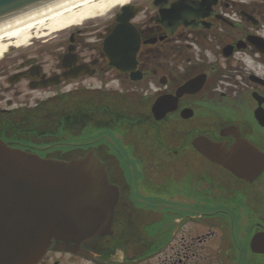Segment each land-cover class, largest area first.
I'll return each instance as SVG.
<instances>
[{
  "label": "flooded vegetation",
  "instance_id": "af4514ba",
  "mask_svg": "<svg viewBox=\"0 0 264 264\" xmlns=\"http://www.w3.org/2000/svg\"><path fill=\"white\" fill-rule=\"evenodd\" d=\"M133 4L139 42L119 52L121 68L110 44L103 48L114 16L83 32L87 45L77 29L71 42L45 47L49 58L16 51L0 59V136L47 155L98 146L121 178L111 177L120 190L114 225L135 233L122 235L120 255L101 239L86 246L94 260L49 250L39 264H150L159 249L158 264H264V0H168L146 6L147 19ZM65 63L76 72L40 83ZM160 95L174 104L163 115L152 109ZM209 147L252 149L258 172L238 177Z\"/></svg>",
  "mask_w": 264,
  "mask_h": 264
},
{
  "label": "water",
  "instance_id": "95a60500",
  "mask_svg": "<svg viewBox=\"0 0 264 264\" xmlns=\"http://www.w3.org/2000/svg\"><path fill=\"white\" fill-rule=\"evenodd\" d=\"M48 0H0V18ZM116 191L90 150L45 159L0 140V264H33L52 236L81 242L105 232Z\"/></svg>",
  "mask_w": 264,
  "mask_h": 264
},
{
  "label": "bare ground",
  "instance_id": "6f19581e",
  "mask_svg": "<svg viewBox=\"0 0 264 264\" xmlns=\"http://www.w3.org/2000/svg\"><path fill=\"white\" fill-rule=\"evenodd\" d=\"M124 1L126 0H51L10 17L0 18V54L12 40L19 44L32 35L49 36L58 28L79 24L83 19L99 15L113 4ZM156 5L163 8L161 1Z\"/></svg>",
  "mask_w": 264,
  "mask_h": 264
},
{
  "label": "rangeland",
  "instance_id": "374dc122",
  "mask_svg": "<svg viewBox=\"0 0 264 264\" xmlns=\"http://www.w3.org/2000/svg\"><path fill=\"white\" fill-rule=\"evenodd\" d=\"M133 2V1H132ZM135 2V1H134ZM148 2V0H136V3L139 5V7L141 8V10L139 11V15H138V18H144V19H147L146 18V16H144V13L142 12L143 11V9H146L145 7H146V3ZM117 3H119V2H117ZM143 6V7H142ZM111 10H112V8L110 9V10H106L105 12H103L100 16H98V17H96V18H91V19H85V20H88V21H85V20H83V21H85V22H87V25L89 26V27H92V26H90V24H92L94 27L95 26H98L99 24H101V23H103L106 19H107V17H108V15L110 14V12H111ZM110 11V12H109ZM106 13H107V15H106ZM65 30H61V31H59L58 32V34H57V36H65L66 34H67V31H68V29L69 28H64ZM60 30V29H59ZM92 30V28H89V31H91ZM55 32H57V31H55ZM54 32V33H55ZM53 33V34H54ZM54 38H56V36L54 35V36H52L51 37V40L52 39H54ZM12 40V39H11ZM10 40V41H11ZM13 41L14 40H12V42H11V44L13 45V46H11L10 44H9V46L5 49V51H3L2 53H5L6 51H8V50H10L11 48H13V49H20V50H24V49H26L25 51H23L21 54H24V53H34L35 52V54H42L43 55V57H42V59H44V58H49L50 56H49V54H50V51L49 50H46V46L44 47L45 49H43L42 50V53H40V52H37V51H39V49H40V46L37 44V42H39V43H43L41 40H39V39H36V38H32V36L30 37V38H28L26 41H24L23 43H16V44H14L13 43ZM50 41V40H49ZM34 42V43H33ZM55 42L56 41H54L53 42V44H55ZM18 51V50H17ZM38 56H40V55H38ZM46 64L48 65L49 64V62L48 61H46ZM49 66H50V64H49ZM21 85V84H20ZM19 85V86H20ZM67 94H68V92H67ZM64 96H66V94H63ZM152 220V219H151ZM147 222V221H146ZM139 231V230H138ZM134 235H135V233H134ZM130 244V243H129ZM131 246H133V247H135L134 245V243H132V244H130ZM130 252H132V250L130 249L129 250ZM117 253L118 254H121L122 253V250L121 249H118V251H117ZM125 253H127L126 251H124V253L122 254V255H124ZM127 254H130V253H127ZM150 264H158V262H156V259H154Z\"/></svg>",
  "mask_w": 264,
  "mask_h": 264
}]
</instances>
